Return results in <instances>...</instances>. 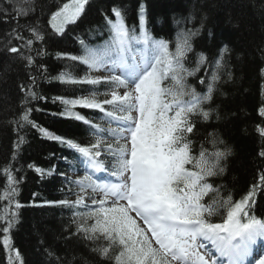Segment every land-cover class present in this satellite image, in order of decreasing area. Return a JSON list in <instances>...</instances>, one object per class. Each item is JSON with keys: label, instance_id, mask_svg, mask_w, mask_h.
<instances>
[{"label": "snow or ice", "instance_id": "1", "mask_svg": "<svg viewBox=\"0 0 264 264\" xmlns=\"http://www.w3.org/2000/svg\"><path fill=\"white\" fill-rule=\"evenodd\" d=\"M30 3L31 0H4V5H0V23L14 25L9 36L19 42V46L8 48V53L21 55L28 66L38 68L43 76L46 66H37L31 54L22 55L24 50L30 53L34 43L45 40L35 26L19 23L32 12ZM88 4L89 0H71L53 12L48 23L54 34L65 38L67 26L79 20ZM126 13V8L115 3L102 13L109 35L103 45L90 48L83 38H76L84 49V55L57 53V59L85 65L88 71L83 78L67 77L64 72L54 78L63 84L105 86L107 90L102 94L103 99H97L94 92L90 97L71 101L61 97L53 100L73 107L100 110L105 122H115L117 128H104L100 123L66 108L60 115L83 123L91 134L90 142L82 145L49 133L32 121L29 118L33 111L31 108H25L17 121L21 129L25 124L30 125L84 163L86 174L83 177L72 180L65 173H59L69 185V195L73 194L72 185L79 188L76 200L44 203L68 208L82 204L89 207L84 202L91 199V211L83 215L94 218V223L90 226L77 224L76 232L71 235H83L90 241L102 239L107 246L93 251L108 260L113 259L110 249L118 246L115 264H253V261L264 264V254L258 260L253 255L258 239L264 240V218L253 214L256 196L258 192H264V176L235 202L229 197L219 205H205L203 197L214 191L208 178L224 173L225 168L221 164L231 155V149L209 152L201 145L199 155H193L194 144L190 138L197 131V121H209L216 111L210 105L214 85L221 79L217 73L226 64L228 46L224 45L212 58L204 52L195 53L190 38L198 35L200 29L192 28L178 35L175 50L170 51L167 40H157L148 34L145 4L140 3L136 11L139 36L136 35L137 26L126 24ZM24 31L29 32L30 38L22 34ZM189 54L195 57L192 69L185 67ZM41 55L42 51L36 52L37 57ZM94 70H102L109 75L91 77L88 73ZM201 70H212L210 81L205 76L199 77L201 85L207 84V91L203 94L187 83L188 77H195ZM261 72L264 73V69ZM29 79L30 87L20 85L21 92L25 93L22 103L46 101V97L38 96L33 90L37 85L36 77L30 76ZM166 81L171 82L170 86H165ZM108 106L122 115L117 117L113 111H107ZM216 115L219 119L218 112ZM259 115L264 118V107L259 109ZM256 127L264 136V127ZM24 143L23 136L14 143V161ZM259 155L264 158V150ZM108 157L118 161L111 176L118 177L119 182L93 178L94 172L108 171L104 163ZM61 159L67 160L68 157L62 156ZM27 167L41 178L56 173L55 165L47 170L31 163ZM12 173L11 165L3 171L8 181L5 198L9 200L19 184ZM225 205L227 211L222 222H209L207 217L216 215L217 207ZM20 207L22 205L17 202L15 208L18 210ZM12 215L16 216V213ZM76 215L80 214H73L74 217ZM4 224L6 226L0 232L3 233L2 244L8 264H23L19 250L11 244L10 233L14 223L4 218ZM45 251L53 264H63L60 256L47 249ZM249 257L253 259H247Z\"/></svg>", "mask_w": 264, "mask_h": 264}, {"label": "trees", "instance_id": "2", "mask_svg": "<svg viewBox=\"0 0 264 264\" xmlns=\"http://www.w3.org/2000/svg\"><path fill=\"white\" fill-rule=\"evenodd\" d=\"M68 1L31 0L32 12L26 19L19 21L22 26H35L45 36L43 42L34 43L30 53L27 50L22 52L24 56L31 54L37 66H46L43 76L39 74L38 68L28 66L21 55L8 53L7 49L19 46V42L9 36L14 25L0 23V229L6 226L4 218L13 221L11 244L19 250L23 264H53L46 249L60 256L63 264H115L118 246L110 249L113 259L108 260L93 251L107 246L102 239L90 241L83 235H71L76 232L77 224L90 226L94 223V218L83 215L91 211V203L85 201L89 207L82 204L72 208L44 203L76 200L79 188L72 185L73 194L69 195V185L59 173L68 176L69 167L73 165L70 161L77 156L70 154L58 142L45 138L39 130L28 124L21 129L17 121L25 108H31L33 111L29 118L32 121L49 133L82 145L90 142L91 134L83 123L60 115L66 108L108 128L109 123L105 122L106 118L100 110L73 107L59 100L54 102V97L71 101L90 97L94 92L97 93V99H103L102 94L107 90L100 84L72 85L54 79L61 72L67 77L81 79L88 71L82 63L57 59V53L84 55V49L76 38H83L90 48L103 45L109 35L102 13L114 3L127 9L126 24L129 27L137 26L136 35L139 34L136 11L138 5L143 3L147 12L148 34L157 40H167L170 51L175 50L178 35L192 28L200 29L198 35L190 38L195 53L204 52L212 58L220 48L228 46L226 64L217 73L221 79L214 85L210 105L216 111L209 121H197V131L190 138L194 144L193 155H199L201 145L209 152L231 149V155L221 164L225 168L224 173L208 178L214 191L205 195L202 203L219 205L229 197L235 202L264 176V158L259 155L264 150V136L260 135L256 127H264V118L259 115V109L264 107V73L261 72L264 69V0H89L85 13L76 23L67 26L68 35L61 39L54 34L48 21L51 14ZM0 5H4V0H0ZM22 34L30 38L29 32L24 31ZM37 51H42L43 55L37 57ZM187 59L185 67L194 68V55L189 54ZM211 75L212 70H201L195 77H188L187 83L203 94L207 91V84L201 85L199 77L205 76L210 81ZM30 76L36 77L37 81L33 90L38 96L46 97V101L28 100L22 103L25 93L21 92L20 85L30 87ZM170 84V81L165 82V86ZM106 110L113 111L119 117L118 110L111 106ZM20 136L24 137L25 143L14 161L13 145ZM213 141L216 143L213 144ZM62 156L68 159L63 160ZM105 159L104 163L115 165V170L118 161L110 157ZM30 163L46 170L55 165L56 173L41 178L27 167ZM10 165L19 184L9 200L5 198L8 181L3 171ZM17 202L22 205L18 210L15 208ZM226 211V205L218 206L217 214L207 219L211 223H220ZM14 212L16 216L12 215ZM74 213L80 215L74 217ZM253 214L264 218V192H258ZM2 238L3 233L0 232V264H8Z\"/></svg>", "mask_w": 264, "mask_h": 264}, {"label": "rangeland", "instance_id": "3", "mask_svg": "<svg viewBox=\"0 0 264 264\" xmlns=\"http://www.w3.org/2000/svg\"><path fill=\"white\" fill-rule=\"evenodd\" d=\"M71 2V0L70 1H68L67 3H70ZM91 75L92 76H95V77H102V76H107V75H109V73H107V72H104V71H102V70H95V71H93L92 73H91ZM82 170H84V171H80V172H78V173H72L73 174V176H76V177H83L85 174H86V170H85V167L83 166L82 167ZM108 177H110V179L108 180ZM97 178H99V179H101V180H106V181H110V182H119V178L118 177H112V176H110L109 174H105L104 176H98ZM89 194H91L90 192H89ZM97 199L99 198V196L97 195V197H96ZM89 201H91V199H88ZM258 243V242H257ZM261 247V246H260Z\"/></svg>", "mask_w": 264, "mask_h": 264}]
</instances>
